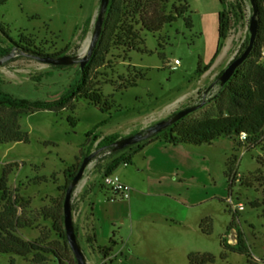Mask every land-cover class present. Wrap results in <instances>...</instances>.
Instances as JSON below:
<instances>
[{
  "label": "rangeland",
  "instance_id": "374dc122",
  "mask_svg": "<svg viewBox=\"0 0 264 264\" xmlns=\"http://www.w3.org/2000/svg\"><path fill=\"white\" fill-rule=\"evenodd\" d=\"M181 1L188 5L186 13L155 31L142 28L139 16L133 17L126 8L122 19L133 24V37L126 40L122 31L108 30L101 58L90 64L86 83L72 99L71 90L80 78L79 61L55 66L23 51L87 53L101 0H0V22L6 32L0 31V47L13 53L0 65V92L30 100L70 98L64 106L53 103L35 110L0 106V121L26 136L21 141L0 142V215L18 217L14 233L58 252L60 257L51 253L46 264H78L61 235L65 231V172L69 166L81 165L89 151L99 149L96 135L128 136L200 103L205 89L250 36L252 1L225 0L230 30L221 50L231 59L215 69L217 74L210 81L199 69L213 60L217 45L208 29L214 2ZM225 102L226 93L218 82L206 104L179 125L221 115ZM165 133L143 141V146H126L116 155L104 148L91 159L72 199L78 241L88 262L105 264L101 247L109 245L111 238L116 240L113 251L118 254L122 238L130 233V217H184L204 238L194 244L210 250L215 264H246V255L226 252L222 246L223 238L237 242L236 230L226 234L236 221L247 235L254 258H264V138L256 144H240L233 137L202 144L170 143ZM121 154L131 160L122 161L113 173L131 185V200L134 194L140 196L132 207L129 199L104 182L106 165ZM231 194L243 209L228 203ZM81 221L89 226L86 233L79 228ZM33 257L0 251V264H35Z\"/></svg>",
  "mask_w": 264,
  "mask_h": 264
},
{
  "label": "trees",
  "instance_id": "16d2710c",
  "mask_svg": "<svg viewBox=\"0 0 264 264\" xmlns=\"http://www.w3.org/2000/svg\"><path fill=\"white\" fill-rule=\"evenodd\" d=\"M220 1L223 5L219 20L220 44L212 62L223 47L224 41L227 38L230 30V20L225 6V0ZM253 2L257 8L258 19L260 22L258 35L254 48L248 59L236 70L233 77L227 83L222 85V89L226 93L224 113L216 116H207L189 124L181 123L179 125V123L188 115L183 117L182 119L169 125L163 130L166 131L165 138L168 142H187L202 144L212 143L218 139L225 137H233L235 139H238V141H240V144H242V141L256 144L264 138V58L262 57V49L264 48V0H253ZM164 4L170 7L169 11H167ZM126 8H129L128 11L133 17L139 16L140 23L143 26L142 28L155 31L161 29L166 22H173L184 15L188 9V5L181 0H110L107 12L105 14L103 29L100 38L97 42L90 61L86 64L83 70L80 68V78L77 85H74L75 88L71 90L72 92L70 94V98H75L76 94L80 92V90L86 83L90 64L101 58L102 53L100 48L104 46V40L110 28H113V30L116 31H122L125 35L124 38L126 40L133 37V24H127L125 22V17L122 19V17L126 16L127 14ZM121 23L123 24V27H119ZM0 31L6 34L1 22ZM249 38L250 36L245 42L242 43L234 57L239 56L245 50L249 43ZM12 42L15 46L17 45L20 49H22V51L24 50V48L17 42ZM8 52L9 51L7 47H0V58L6 56ZM23 52H26V54L38 59V57L47 55L58 57L64 51L44 53L30 50L29 52ZM212 62L209 63L204 69H199L200 73L203 70L208 69ZM53 65L64 66L65 64ZM99 96L100 95H97L98 98ZM70 98L62 97L56 101L30 100L28 98L16 97L10 93L1 91L0 106L9 107L17 111L26 109L35 110L47 108L53 103L64 106V104L69 101ZM175 113L176 112H174L173 114ZM96 128L97 126L94 129L90 130L88 132V136H90L92 133H95ZM10 130L11 129L7 128L3 124V122L0 121V142L21 141L26 138L23 131L17 129L14 131ZM243 132H245L247 135L246 139L244 140L241 138V134ZM159 133L150 138L142 140L137 144L143 146V141L149 142L155 139V137ZM96 138H100L97 147L111 148L113 149V155L121 150H114L115 142L122 138L117 133L109 134L104 137L96 135ZM90 152L91 151H89L87 154H89ZM84 156L82 157V159L84 158ZM126 159L131 160L124 154L114 156L112 160H110L106 165L104 173H113L117 166ZM80 163H82V160L80 161ZM79 167L80 164L76 167H74L73 165L69 166L66 169L65 173L68 176V181L64 185L65 189H67L68 185L71 183L72 179L78 172ZM2 192V198L5 199V186H3ZM18 224V217H6V215H0L1 252L14 253L23 257L33 254V261L35 262V264H46L49 259L48 255L51 253H55L57 256H59L58 252L55 249L45 247L42 243H40V241L25 240L18 234L14 233L13 227L19 226ZM75 229L77 233L76 226ZM231 230L237 231V242L235 244H231L223 238L222 246L224 250L226 252L231 251L237 254L246 255V264H264V258H260L259 261L254 258L253 255L255 254L252 252V247L250 246L247 235L236 221L231 224L226 234H229ZM61 235L64 236L65 239H67L66 231H63ZM115 244L116 240L114 238H111L109 245L101 247V251L103 252L104 257H107L113 251ZM215 259V255L210 252H191L188 256V264H211L215 261Z\"/></svg>",
  "mask_w": 264,
  "mask_h": 264
},
{
  "label": "crops",
  "instance_id": "0c3cea01",
  "mask_svg": "<svg viewBox=\"0 0 264 264\" xmlns=\"http://www.w3.org/2000/svg\"><path fill=\"white\" fill-rule=\"evenodd\" d=\"M213 2L212 12L208 16L211 18V26L208 29L209 36L217 40L216 48L214 52L212 51V55L215 56L220 43L219 20L223 5L220 0L218 2L221 6L216 0ZM207 11L209 12L210 9ZM205 29L206 27L203 26L202 32ZM230 59L231 56L227 51L220 50L214 61H211L212 64L209 68L203 70L200 75L210 77L211 81L217 74L215 69L220 67L223 61L226 64ZM209 82L205 85H208ZM133 196L132 200V194L129 198L131 207L135 204V200L140 198L137 194ZM122 221H125V217H122ZM87 227L89 228L85 221L79 223V228H82L84 233H86ZM92 227L95 228L93 224ZM89 234L87 239H92L91 233ZM201 238L202 236L186 223L184 217L172 219L169 217H130V233L122 238L123 246L119 248L118 254L112 251L107 257H104L103 262L105 264H188V256L191 252H210L207 248L194 244V241L197 242ZM87 263L90 264L88 260Z\"/></svg>",
  "mask_w": 264,
  "mask_h": 264
},
{
  "label": "water",
  "instance_id": "95a60500",
  "mask_svg": "<svg viewBox=\"0 0 264 264\" xmlns=\"http://www.w3.org/2000/svg\"><path fill=\"white\" fill-rule=\"evenodd\" d=\"M253 2V0H252ZM110 0H101L100 4V10L98 13L96 25H95V30H94V35L91 38V41L88 46V52L81 55V56H76V55H61L58 57H54L51 55L47 56H42L38 57V59L47 62L49 64H71L79 61L80 63V68L83 70L86 64L90 61L92 54L94 52V49L97 45V42L100 38L102 29H103V24H104V19H105V14L107 12L108 6H109ZM253 7H254V13L251 17L250 20V38H249V43L245 50L237 57H233L228 65L225 67L223 72L219 75V77L211 83L204 91L202 101L198 104H193L189 105L179 111H177L175 114L164 118L163 120H160L159 122L149 126L146 129L140 130L134 134H130L128 136H124L120 138L117 142L114 144V150H119L122 149L128 145L138 143L142 140H145L147 138H150L157 133L163 131L165 128H167L169 125L177 122L178 120L182 119L183 117L197 111L198 109L202 108L207 101V95L210 92V90L218 83L220 82L221 85H224L227 83L235 74L236 70L248 59L250 56L255 42L256 38L258 35L259 31V26L260 22L258 19V13H257V8L254 5L253 2ZM13 56V53H10L4 57L0 58V65H2L7 59ZM105 147H99L96 151L91 152L90 154L86 155L79 167L78 172L72 179L71 183L68 185L66 189V195L64 199V224H65V231H66V236L68 243L70 245L71 250L74 253V256L78 262V264H88L86 260L85 253L78 241L75 225H74V218H73V209H72V199L73 195L76 191V189L79 187L81 184L85 173L87 172L88 166L90 164V161L96 154L103 150Z\"/></svg>",
  "mask_w": 264,
  "mask_h": 264
},
{
  "label": "built area",
  "instance_id": "2783aa9c",
  "mask_svg": "<svg viewBox=\"0 0 264 264\" xmlns=\"http://www.w3.org/2000/svg\"><path fill=\"white\" fill-rule=\"evenodd\" d=\"M262 57L264 58V48L262 49ZM247 135L245 132L241 134V138L246 139ZM127 164V161L124 162ZM104 182L111 186L112 189L122 195V198L129 199L131 197L132 187L130 184L122 180V178L116 173H104ZM228 203L235 209H243L244 205L242 202L235 203L232 194L226 198Z\"/></svg>",
  "mask_w": 264,
  "mask_h": 264
},
{
  "label": "flooded vegetation",
  "instance_id": "af4514ba",
  "mask_svg": "<svg viewBox=\"0 0 264 264\" xmlns=\"http://www.w3.org/2000/svg\"><path fill=\"white\" fill-rule=\"evenodd\" d=\"M59 56H61V55H59Z\"/></svg>",
  "mask_w": 264,
  "mask_h": 264
}]
</instances>
